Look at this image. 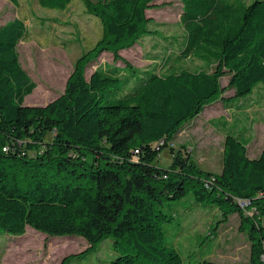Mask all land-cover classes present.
<instances>
[{"label": "trees", "instance_id": "1", "mask_svg": "<svg viewBox=\"0 0 264 264\" xmlns=\"http://www.w3.org/2000/svg\"><path fill=\"white\" fill-rule=\"evenodd\" d=\"M37 1L64 9L72 0ZM82 1L103 33L77 58L63 92L43 105L23 104L36 86L18 60L24 21L0 25V230L80 236L87 253L111 238L117 255L107 264H189L166 241L163 224L172 215L162 205L190 193L217 207L220 221L238 213L250 242L246 264H264V146L251 157L240 132L225 131L217 172L173 143L205 105L219 100L240 109L257 84L264 87V0H181L184 35L175 58L192 56L204 66L166 70L173 49L162 55V69L134 67L120 54L156 34L146 13L153 0ZM106 51L121 65L86 73ZM167 146L171 161L161 167Z\"/></svg>", "mask_w": 264, "mask_h": 264}, {"label": "rangeland", "instance_id": "2", "mask_svg": "<svg viewBox=\"0 0 264 264\" xmlns=\"http://www.w3.org/2000/svg\"><path fill=\"white\" fill-rule=\"evenodd\" d=\"M250 3L252 0H244ZM154 6L146 13L152 16L150 27L156 34L146 36L120 54L134 67L148 68L154 64L162 69L164 53L173 67L199 68L203 63L195 57L175 58L181 52L184 30L180 22L181 0H153ZM14 17L26 26L25 35L16 45L18 60L29 78L36 83L23 104L43 105L63 92L67 78L77 58L94 46L103 33L98 17L90 13L82 0H72L64 9L47 8L37 0H17L16 4L0 0V24ZM157 57V61L150 60ZM176 59V60H174ZM104 65H121L112 54L102 52L86 66V73ZM226 84V77H221ZM228 89L224 94H231ZM242 108H226L219 100L207 104L194 118L186 121L173 138L174 144L190 148L193 160L202 169L219 170L222 163L225 131L240 132L251 157L264 146V87L257 84L246 96ZM242 97V98H244ZM241 101V100H240ZM171 161L169 146L159 153V165L167 167ZM162 210L172 219L163 224L166 241L180 253L185 263L193 264L210 259L217 264H246L250 242L240 229L238 213L220 221L215 206H203L188 193L180 200H163ZM264 223V216L261 218ZM89 244L80 236H51L31 227L22 235H11L0 230V264H107L117 252L112 239L106 238L96 249L84 252ZM84 254L73 256L76 254ZM87 253V254H85Z\"/></svg>", "mask_w": 264, "mask_h": 264}, {"label": "crops", "instance_id": "3", "mask_svg": "<svg viewBox=\"0 0 264 264\" xmlns=\"http://www.w3.org/2000/svg\"><path fill=\"white\" fill-rule=\"evenodd\" d=\"M4 1H9V0H4ZM9 2H10V1H9ZM2 24H3V23H2ZM0 25H1V24H0ZM262 148H263V147H262ZM262 148H261V150H262ZM261 150H260V152H261ZM260 152H259V153H260ZM259 153H258V154H259ZM258 154H257V155H258ZM253 157H254V156H253ZM220 168H221V167H220ZM219 170H220V169H219ZM219 170H213V171H217V172H218Z\"/></svg>", "mask_w": 264, "mask_h": 264}]
</instances>
